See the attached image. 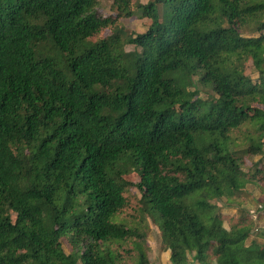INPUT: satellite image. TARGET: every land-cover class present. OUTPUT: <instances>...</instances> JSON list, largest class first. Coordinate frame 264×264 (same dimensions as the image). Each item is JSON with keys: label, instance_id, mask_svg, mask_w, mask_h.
Segmentation results:
<instances>
[{"label": "trees", "instance_id": "1", "mask_svg": "<svg viewBox=\"0 0 264 264\" xmlns=\"http://www.w3.org/2000/svg\"><path fill=\"white\" fill-rule=\"evenodd\" d=\"M97 5L0 0V264H151L148 215L171 264H264V203L228 230L211 203L264 198V0Z\"/></svg>", "mask_w": 264, "mask_h": 264}, {"label": "rangeland", "instance_id": "2", "mask_svg": "<svg viewBox=\"0 0 264 264\" xmlns=\"http://www.w3.org/2000/svg\"><path fill=\"white\" fill-rule=\"evenodd\" d=\"M116 1L117 0H97V11L99 15L103 17H108L115 19L117 15V7H116ZM154 0H132V2H138L141 4H146L148 2H151ZM150 24V21L148 19L142 18L140 11H136L134 16L131 18H125L120 19L117 22V25L121 28L120 36L126 37L130 34H140L144 33L148 26ZM112 35L110 29L103 30L99 36L100 37H108ZM124 50L126 52H132L136 50L133 46H125ZM246 75L250 77L253 81L257 80V73L254 72L251 63H247L246 65ZM196 78H194V81ZM195 88L200 91L199 97L202 99H206L207 95V89L202 87L201 85H198L195 83ZM191 91L194 89L191 88ZM260 157L255 156L254 158H246L244 161V173L247 174L248 170L251 169L252 164L259 163ZM137 175L132 173L126 176L125 179L129 180L132 183H137ZM255 186L248 185L247 189L249 190L248 193H242V204L238 206L237 204L228 203L225 199L217 200L213 199L211 200V203L214 204L217 208L220 209L222 212L225 220H224V228L229 229L228 224V218L231 216H238L241 212L244 214H248L250 210H256L258 208V200H260L262 203H264V198L260 195L258 190L254 188ZM129 206L126 208V210L123 212L122 215H120L119 220L122 219H128L130 216H137V213L135 211V207H137V200L139 198V193L136 188L132 187L129 192ZM237 205V206H236ZM261 205V204H259ZM146 221L148 224L149 229L147 230V237L146 242L149 245V260L151 264H171L169 261V251L165 250L163 241L161 238V233L159 231V228L157 226L156 216L154 215H148L146 217ZM258 236L256 238L255 232L251 234V238H256L259 243L264 244V238H261L262 233H264V214L261 216V221L258 222ZM250 238V239H251ZM249 240V239H248ZM63 250L66 254L70 252V247L65 239L61 240ZM249 242V241H248ZM189 261L192 259V255L188 256ZM197 264V263H195Z\"/></svg>", "mask_w": 264, "mask_h": 264}, {"label": "built area", "instance_id": "3", "mask_svg": "<svg viewBox=\"0 0 264 264\" xmlns=\"http://www.w3.org/2000/svg\"><path fill=\"white\" fill-rule=\"evenodd\" d=\"M263 209L262 205H258V208L256 210H250L249 215L255 220L257 218V213Z\"/></svg>", "mask_w": 264, "mask_h": 264}]
</instances>
